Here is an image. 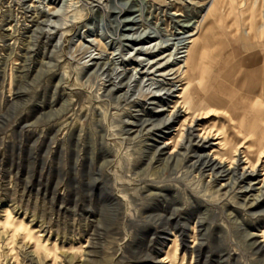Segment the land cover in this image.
Masks as SVG:
<instances>
[{
    "label": "rangeland",
    "instance_id": "obj_1",
    "mask_svg": "<svg viewBox=\"0 0 264 264\" xmlns=\"http://www.w3.org/2000/svg\"><path fill=\"white\" fill-rule=\"evenodd\" d=\"M232 1L0 0V264H264V139L173 69L215 13L264 48Z\"/></svg>",
    "mask_w": 264,
    "mask_h": 264
},
{
    "label": "crops",
    "instance_id": "obj_2",
    "mask_svg": "<svg viewBox=\"0 0 264 264\" xmlns=\"http://www.w3.org/2000/svg\"><path fill=\"white\" fill-rule=\"evenodd\" d=\"M229 3L236 5L232 0ZM238 14L228 22H220L215 13L206 23L203 35L196 41L193 83L203 91L209 107L248 111L239 121L248 134L250 128H255L264 139V48H260L263 44L257 40L259 33L254 24L249 27L250 33ZM220 33L227 37L221 38ZM246 37L255 40L252 44L256 48L249 55L240 50Z\"/></svg>",
    "mask_w": 264,
    "mask_h": 264
},
{
    "label": "bare ground",
    "instance_id": "obj_3",
    "mask_svg": "<svg viewBox=\"0 0 264 264\" xmlns=\"http://www.w3.org/2000/svg\"><path fill=\"white\" fill-rule=\"evenodd\" d=\"M208 1V0H207ZM223 0H209V5L206 8L205 11V16L208 14H213L214 10L221 5ZM204 29V27H203ZM202 29V27H200V24L197 23L194 27V30H191L189 32V34L186 37V41L184 42V46H183V51L181 52L182 55L180 54V58L181 60H178L180 62L179 66L177 68H173L174 69V73H176V75L178 74L179 76H182V81H184L183 83L185 85L189 84L193 79H194V70L196 67V62H195V55H196V41L199 37H201L203 35L204 30ZM198 43V42H197ZM203 43V42H202ZM202 45V44H201ZM179 48V47H178ZM177 52V51H176ZM198 52V51H197ZM177 54V53H176ZM162 57V56H161ZM161 57H159L158 59H161ZM176 58V57H175ZM175 60V59H174ZM156 63V62H155ZM161 64V63H160ZM153 65V64H152ZM151 65V66H152ZM161 64L159 67H165ZM172 69V70H173ZM264 69V68H263ZM261 73V72H260ZM181 82V81H180ZM181 83V84H183ZM162 84V83H159ZM180 84V85H181ZM169 87L167 88V94H172L174 92H178V94L180 95L179 97H181L184 101H187L188 96L186 93V87L182 88L176 85V82L172 81L170 83H168ZM165 95V94H164ZM157 96H159L158 94H153L151 96V98L155 99L157 98ZM178 115H180L179 113H175L173 115V118H170L171 121H174L176 119V117H178ZM204 118V117H203ZM202 119L201 116H197L194 118V120L188 125L187 128V135L188 137L191 139L192 137H199L200 138V142H202V145H204L205 143H209L210 141V136L206 131H200L198 129L199 126V121ZM169 120V119H168ZM168 120L165 122L167 124ZM169 123V122H168ZM165 128H167L165 126ZM185 128V127H184ZM168 142L165 141L164 144H167ZM178 144V143H177ZM213 144H218V142H215ZM203 160L205 161V163L207 165H213V166H221L220 161H218L217 163L215 162L214 158L210 159L208 154L205 156H203ZM234 161V160H233ZM235 162V161H234ZM249 165H252V163H249ZM255 167V166H254ZM254 167L251 168L252 173H254ZM263 176V175H262ZM262 181V180H261Z\"/></svg>",
    "mask_w": 264,
    "mask_h": 264
}]
</instances>
